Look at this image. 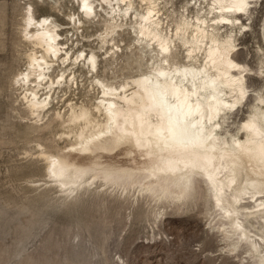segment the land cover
I'll return each mask as SVG.
<instances>
[{"label": "rangeland", "instance_id": "374dc122", "mask_svg": "<svg viewBox=\"0 0 264 264\" xmlns=\"http://www.w3.org/2000/svg\"><path fill=\"white\" fill-rule=\"evenodd\" d=\"M39 1L0 0V264H255L245 252L246 245L229 251L230 241L223 240L217 230L213 200L203 185L184 200L171 203L144 193L139 197L136 188L128 187L123 193L100 180L90 181L70 195L47 177V162L41 153L80 167L95 163L122 169L145 166L143 152L129 144L111 152L79 154L72 148L73 135H69L79 129L67 127L68 106L93 110L101 97L96 80L119 88L147 75L152 66L160 64V58L157 51L151 53L144 45H137L129 20L103 43L101 38L111 22L99 7L102 0H91L98 12L89 19H84L78 9L80 0ZM211 3L162 0L163 30L168 35L174 32L182 16L191 20L199 15L209 20ZM29 6L36 19L47 17L56 26L59 42L66 44L73 59L80 51L97 59V68L91 72L83 67L81 58L74 66H66L69 72L65 76L74 73L77 84L56 90L51 110L40 116L42 121L28 116L25 100H21L26 87L15 81L26 71V54L34 49L21 32ZM251 6L246 15H240L245 29L240 25L219 29L220 38L233 31L237 49L234 59L250 70L247 97L230 112L224 127L240 139L245 136L240 127L253 106L264 109L258 101L264 98V0H255ZM143 9L138 8L139 12ZM78 18L84 19L82 25L71 20ZM173 40L170 65H187L184 48ZM202 59L199 55L198 63ZM56 66L53 79L60 74Z\"/></svg>", "mask_w": 264, "mask_h": 264}, {"label": "bare ground", "instance_id": "6f19581e", "mask_svg": "<svg viewBox=\"0 0 264 264\" xmlns=\"http://www.w3.org/2000/svg\"><path fill=\"white\" fill-rule=\"evenodd\" d=\"M211 2L209 20L199 15L191 20L182 16L169 35L160 19L162 0H139L138 6L136 0H102L99 4L111 22L101 38L103 43L129 20L137 45H144L151 53L157 51L160 64L119 88L96 80L101 97L93 110L68 106L67 127L79 129L69 133L75 140L72 148L79 154L94 155L129 144L143 152V168L103 167L97 163L80 167L61 157L41 155L47 162V177L68 194L100 180L105 186L119 187L123 193L128 187L136 188L139 197L144 193L172 203L184 200L203 185L213 200L217 230L223 240L230 241L229 251L244 244L251 262L264 264V109L253 106V112L240 127L244 139L224 129L230 112L247 95L250 70L234 59L237 49L233 31L219 37L220 28L240 25L245 29L240 15H246L255 0ZM142 7L143 12H139ZM97 8L91 0L78 1L84 19L97 17ZM84 19L71 20L74 25H82ZM21 32L29 43L26 44L34 49L30 46L33 50L26 54L27 69L15 81L26 87L21 100H25L29 110L26 113L31 114L28 116L40 118L51 110L56 90L69 88V83L77 84L74 73L65 76L66 66H74L81 58L83 67L91 72L97 68V59L82 51L73 59L66 44L59 42L56 26L47 17L36 19L31 6ZM173 38L184 48L187 65H170ZM199 55L203 58L200 63ZM54 66L60 72L55 79ZM258 101L264 106V98L259 97Z\"/></svg>", "mask_w": 264, "mask_h": 264}]
</instances>
